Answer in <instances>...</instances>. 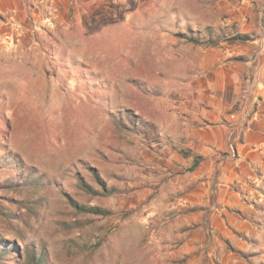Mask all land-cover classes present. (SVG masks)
Segmentation results:
<instances>
[{"label":"rangeland","instance_id":"obj_1","mask_svg":"<svg viewBox=\"0 0 264 264\" xmlns=\"http://www.w3.org/2000/svg\"><path fill=\"white\" fill-rule=\"evenodd\" d=\"M263 96L264 0H0V264H264Z\"/></svg>","mask_w":264,"mask_h":264},{"label":"crops","instance_id":"obj_2","mask_svg":"<svg viewBox=\"0 0 264 264\" xmlns=\"http://www.w3.org/2000/svg\"><path fill=\"white\" fill-rule=\"evenodd\" d=\"M257 110L254 113V117L248 122V125L245 131L242 134V140L239 149L241 154L240 159L237 161L236 166L243 168L246 165H256L259 169L263 168L264 162L257 157L256 150H251L253 148H264V96L263 100L258 103ZM241 170V171H242ZM236 179L244 181L245 177H250V173L244 170L243 173H240L238 170L233 176ZM262 178V177H261ZM258 198H263V191L257 193ZM244 196L239 190H234L228 186H219L215 190V207L214 210L218 212L220 216V221L223 222V226L228 232H235V234H243L244 232H249L248 228L251 224L249 215L254 212L257 214H262L260 212L261 201H257V206L252 207L250 204H247L243 198ZM257 207V208H256ZM213 209V208H212ZM257 217V215H255ZM255 219V218H254ZM236 225V229L234 227ZM233 236V235H232ZM243 237V236H242ZM238 247L240 250L242 248L245 250L246 243L244 241L238 242Z\"/></svg>","mask_w":264,"mask_h":264},{"label":"trees","instance_id":"obj_3","mask_svg":"<svg viewBox=\"0 0 264 264\" xmlns=\"http://www.w3.org/2000/svg\"><path fill=\"white\" fill-rule=\"evenodd\" d=\"M240 36V35H239ZM238 36V37H239ZM236 37V38H238ZM192 42H196V43H199L200 41H198L197 39H190ZM210 44H213V42H208ZM10 252V249L8 248H3L1 247V244H0V261L3 260L5 258V256Z\"/></svg>","mask_w":264,"mask_h":264}]
</instances>
